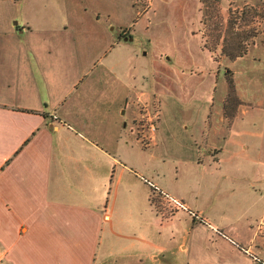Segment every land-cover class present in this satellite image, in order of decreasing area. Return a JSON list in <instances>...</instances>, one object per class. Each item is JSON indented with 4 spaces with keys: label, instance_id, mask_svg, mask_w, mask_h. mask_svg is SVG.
Instances as JSON below:
<instances>
[{
    "label": "crops",
    "instance_id": "crops-1",
    "mask_svg": "<svg viewBox=\"0 0 264 264\" xmlns=\"http://www.w3.org/2000/svg\"><path fill=\"white\" fill-rule=\"evenodd\" d=\"M133 16V0H0V264H159L180 211L197 217L170 264L224 241L264 259V216L238 226L214 215L212 195L243 182L264 196L251 167L264 162L252 151L264 115L226 127L208 111L174 128L161 106L156 127L137 131L135 102L150 94L122 32ZM164 191L184 207L168 211ZM222 259L208 251L201 263Z\"/></svg>",
    "mask_w": 264,
    "mask_h": 264
},
{
    "label": "rangeland",
    "instance_id": "rangeland-1",
    "mask_svg": "<svg viewBox=\"0 0 264 264\" xmlns=\"http://www.w3.org/2000/svg\"><path fill=\"white\" fill-rule=\"evenodd\" d=\"M133 9V21L122 32L134 37L133 42L126 44L133 50L135 78L143 74L150 94L148 100L135 102L137 131L142 134L149 132L152 125L156 127V116H160L162 107L163 126L174 128L191 127L194 119H203L208 111L217 118L222 114L226 127L235 122L247 123L243 116L251 112L258 113L259 118L264 115V0H133ZM176 79L184 81L181 93L173 86ZM124 91L118 89V93ZM179 93L181 97H175ZM213 95L215 101L211 105ZM257 121L256 117L252 125ZM255 143L253 156L258 158L260 152L264 157V137L255 138ZM261 165L255 163L251 167L256 178L264 180V162ZM226 186L224 182L218 194V187L212 193L218 203H214L216 208L210 207L213 211L215 208V216L223 213L238 226L250 215L253 220L264 216V196L253 197L243 182H236L235 191L228 192ZM157 190L161 193V189ZM164 195L169 194L164 191ZM201 198L204 205L208 203L204 196ZM167 203L168 211L178 209L168 198ZM192 218V214L180 211L176 224H166L167 256L159 264L180 262L173 249L187 233L185 220ZM237 243L224 241L218 250L214 246H197L195 258L200 264H210L201 263L209 251L220 253L221 264H264V259L257 258L259 254L245 252ZM102 249H107L105 242Z\"/></svg>",
    "mask_w": 264,
    "mask_h": 264
},
{
    "label": "built area",
    "instance_id": "built-area-1",
    "mask_svg": "<svg viewBox=\"0 0 264 264\" xmlns=\"http://www.w3.org/2000/svg\"><path fill=\"white\" fill-rule=\"evenodd\" d=\"M168 200L174 205L176 206L177 208H180V207H184V204L182 202H180L178 199L176 198H173L171 196L168 195ZM191 214L195 217H197V214L194 213V212H191Z\"/></svg>",
    "mask_w": 264,
    "mask_h": 264
},
{
    "label": "flooded vegetation",
    "instance_id": "flooded-vegetation-1",
    "mask_svg": "<svg viewBox=\"0 0 264 264\" xmlns=\"http://www.w3.org/2000/svg\"><path fill=\"white\" fill-rule=\"evenodd\" d=\"M126 36H124V38H125ZM127 38V37H126Z\"/></svg>",
    "mask_w": 264,
    "mask_h": 264
}]
</instances>
